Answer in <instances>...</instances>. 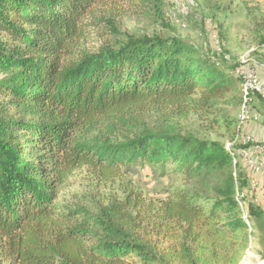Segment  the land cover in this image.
Listing matches in <instances>:
<instances>
[{
    "label": "trees",
    "instance_id": "16d2710c",
    "mask_svg": "<svg viewBox=\"0 0 264 264\" xmlns=\"http://www.w3.org/2000/svg\"><path fill=\"white\" fill-rule=\"evenodd\" d=\"M202 1L212 18L230 9ZM166 4L0 0V264H240L253 232L264 258L246 145L183 123L228 119L244 100L227 71L244 64L227 65L220 24L215 58L175 34L123 30L128 14L170 29ZM253 26L264 42V11ZM246 99L264 125L262 93ZM138 167L168 176L157 197L132 179ZM80 170L89 180L65 196Z\"/></svg>",
    "mask_w": 264,
    "mask_h": 264
},
{
    "label": "rangeland",
    "instance_id": "374dc122",
    "mask_svg": "<svg viewBox=\"0 0 264 264\" xmlns=\"http://www.w3.org/2000/svg\"><path fill=\"white\" fill-rule=\"evenodd\" d=\"M227 2L230 3L229 11L225 14L216 12L215 18H212L202 0H167L164 19L170 29L157 21L129 14L123 17L122 28L133 34L151 35L163 32L175 34L196 46L205 56L215 58V52H220L217 25L222 26L221 46L230 56L227 65L237 61L244 64L235 73L232 69L227 71L234 79L239 75L242 76V88L241 83H237L235 95L240 96L242 92L244 102L240 106L229 107V118L226 120L220 119L215 122L211 119L190 116L189 120L183 123L196 127L202 136L220 140L226 148L246 145L245 150L239 152L250 179L247 196H252L251 200L264 206V147L258 144L251 146L248 143L250 140L257 143L261 141L246 130L249 123L256 122L258 117L263 118L257 110V100L246 99L248 92L254 89V82L246 81L248 74H254L260 86L257 90L264 97V66L258 65L253 59L264 60V42L253 26L254 19L260 17L264 11V0H227ZM260 109L263 108L260 106ZM252 115L256 117L253 119ZM88 177L85 170L77 171L72 178V186L63 194L70 197L73 190L81 188L89 180ZM132 179L149 197H157L169 180L167 175H161V170L153 171L149 167H138L133 170ZM240 209L245 217L247 214L245 205L241 204ZM255 234V232L251 233L248 249L240 264H252L261 259L260 245Z\"/></svg>",
    "mask_w": 264,
    "mask_h": 264
},
{
    "label": "crops",
    "instance_id": "0c3cea01",
    "mask_svg": "<svg viewBox=\"0 0 264 264\" xmlns=\"http://www.w3.org/2000/svg\"><path fill=\"white\" fill-rule=\"evenodd\" d=\"M246 130L258 140L264 141V125L262 123H249Z\"/></svg>",
    "mask_w": 264,
    "mask_h": 264
},
{
    "label": "built area",
    "instance_id": "2783aa9c",
    "mask_svg": "<svg viewBox=\"0 0 264 264\" xmlns=\"http://www.w3.org/2000/svg\"><path fill=\"white\" fill-rule=\"evenodd\" d=\"M246 82H254V89H252V90L257 91V88H260L258 81H257V77L254 74H248V80ZM246 109H248V108L246 107ZM254 117H256V115H252L251 118L254 119ZM250 141H252V140H250Z\"/></svg>",
    "mask_w": 264,
    "mask_h": 264
},
{
    "label": "water",
    "instance_id": "95a60500",
    "mask_svg": "<svg viewBox=\"0 0 264 264\" xmlns=\"http://www.w3.org/2000/svg\"><path fill=\"white\" fill-rule=\"evenodd\" d=\"M252 264H264V258L258 259V260H256V262H254Z\"/></svg>",
    "mask_w": 264,
    "mask_h": 264
}]
</instances>
